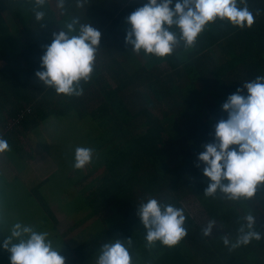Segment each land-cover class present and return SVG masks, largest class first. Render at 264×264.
Instances as JSON below:
<instances>
[{
  "label": "trees",
  "instance_id": "trees-1",
  "mask_svg": "<svg viewBox=\"0 0 264 264\" xmlns=\"http://www.w3.org/2000/svg\"><path fill=\"white\" fill-rule=\"evenodd\" d=\"M146 3L87 0L79 8L76 0H65L61 10L56 0H48L40 9L44 21L38 22L34 0H0V138L10 146L5 157L17 166L15 178L28 188L54 232L59 223L49 189L62 186L53 183L54 176L66 169L68 181L77 176L70 196L68 189L57 202L73 219L87 213L76 223L79 228L89 221L97 226L93 233L87 228L66 241L60 252L65 264L85 262L116 239H131L129 251L142 250L148 264H264V187L252 200L230 201L220 193L207 197L210 181L198 161L203 145L214 140L215 125L227 118L223 103L244 82L264 76V16L244 29L218 19L205 27L194 46L181 45L159 58L137 55L125 43L126 18ZM247 6L264 14V0H247ZM74 17L90 23L101 40L91 79L81 82L82 95L63 96L39 82L35 73L42 70L41 58L53 33ZM68 125L79 129L77 138L65 130ZM30 133L48 166L43 169L46 176L28 183L23 180L29 169L26 160L34 154L31 147L24 149L20 137ZM76 143L94 149L96 166L73 172ZM54 148L58 165L50 161L53 157L55 162ZM148 198L184 209L188 235L178 245L144 246L146 230L137 208ZM191 198L199 206L196 214L187 208ZM71 201L77 204L74 212L68 207ZM248 214L256 216L254 228L262 239L230 251L223 238L235 242ZM211 219L216 225L205 237L203 229ZM82 234L90 235L89 242L72 247L78 238L87 240ZM61 236L66 239L67 232ZM147 262L135 258V264Z\"/></svg>",
  "mask_w": 264,
  "mask_h": 264
},
{
  "label": "clouds",
  "instance_id": "clouds-1",
  "mask_svg": "<svg viewBox=\"0 0 264 264\" xmlns=\"http://www.w3.org/2000/svg\"><path fill=\"white\" fill-rule=\"evenodd\" d=\"M86 2L76 0V5L83 8ZM47 3L48 0H34L32 11L36 21H44L45 13L40 9ZM56 3L64 9L65 0ZM172 4L173 0H147L126 18L129 30L125 43L131 45L132 52L164 58L181 45L194 46L205 27L218 19L239 29L251 28L255 23L247 0H177L174 8ZM100 40L101 33L90 23L82 24L79 18H72L64 29L53 33L41 58L42 70L35 73L37 80L58 95H82L81 82L91 79ZM222 110L227 118L215 125L213 142L203 145L204 151L198 156L204 165L203 175L210 181L204 195L215 197L220 193L230 201L252 200L258 189L264 187V76L244 82L223 103ZM7 151L8 142L0 138V153ZM93 156V148L76 147L74 169H84L92 163ZM137 215L146 230L149 247L159 242L172 248L188 235L183 208L148 198L137 208ZM244 220L235 242L227 236L223 238L230 251L262 239L254 228L256 216L248 214ZM215 225L216 221L211 219L203 236H211ZM131 244V239L104 243L96 264H132ZM2 247L10 253V264H65L61 249L54 247L48 232L21 222L11 226Z\"/></svg>",
  "mask_w": 264,
  "mask_h": 264
},
{
  "label": "rangeland",
  "instance_id": "rangeland-1",
  "mask_svg": "<svg viewBox=\"0 0 264 264\" xmlns=\"http://www.w3.org/2000/svg\"><path fill=\"white\" fill-rule=\"evenodd\" d=\"M112 84V83H111ZM113 85V84H112ZM97 124V123H96ZM69 126V125H68ZM71 127L66 128L65 130H69L76 138L79 134V129H73L70 130ZM101 130V128H99ZM42 129H40L41 131ZM0 134L3 135L4 131L0 128ZM45 136H48V134H45ZM49 137V136H48ZM74 139H69V143H73ZM20 142L24 149L30 150V147L33 149L32 153L34 154L33 159L26 160V163L28 166V172L23 175V180L25 178V181L30 183L32 181H36L38 178L46 176L43 174V169L47 168V162L46 158H44L45 154L40 150V146H38V139L35 136L34 133H30L24 136L20 137ZM62 144V142H61ZM70 145V144H69ZM79 143H76V147H78ZM66 145H61L63 147ZM73 146V145H72ZM53 154L55 156V162L54 158L50 157L51 164L58 165L60 164V159H56V148L52 149ZM94 160V156H93ZM92 160L91 165L92 168L96 166L94 164V161ZM90 165V164H89ZM87 167V166H86ZM84 168V170L86 169ZM5 178L4 179V172ZM81 170L73 169V172H79ZM101 171H98L101 173ZM68 170H62L59 173V176H54L53 183H62V186L56 187L53 186V188L49 189V191H53L52 197L50 198V207L52 212L54 213L57 222L59 223V227L56 228L55 232L53 230V223L48 218V216L43 212V210L40 208L37 202H35L29 193V190L24 184L15 178V176L19 173L17 166H15L12 162H9L7 158L5 157V152L0 153V217H2L4 223L0 224V264H10V253L5 251L2 247L3 240L6 236L10 235V229L11 226L16 222H21L25 225H31L33 226L37 231H46L49 233V238L53 241L54 247L57 249L63 250L65 248L66 241L69 238L77 237L81 234L82 231H84L87 228L92 227L90 230L91 233L96 231V226H93V221L86 222L80 228L76 225V223L79 221V219L87 213H82L78 218L73 219L72 217H68L65 210L59 205L57 202L58 199H61L62 193L68 191V196H70V193L73 189V179H77V176L73 175V179H70L69 181L65 179V176L67 174ZM46 173V172H45ZM46 174H49L46 173ZM62 175V177H61ZM98 173L96 172L94 176H92L90 179L93 180L95 177H97ZM38 177V178H36ZM22 180V179H21ZM54 183V184H55ZM86 183L82 184L78 189H82ZM62 188V191H61ZM77 189V191H78ZM61 193V194H60ZM68 198V197H66ZM63 198V199H66ZM72 198V197H69ZM68 201H66L67 203ZM69 208L75 210L77 208V204H74L73 201L69 202ZM188 209L191 213L196 214L199 211V206L197 202L194 199H190L189 203L187 205ZM69 229L73 231H69ZM69 231V232H68ZM89 231V232H90ZM63 232H67L66 239L61 238V234ZM81 236L85 237L84 242L81 241L80 238H78L77 241H74V245L72 247L76 248L81 243H87L89 242L90 235L89 234H82ZM65 240V241H63ZM145 247L149 249V246L147 245V242L144 244ZM100 251L96 254H92L91 258H87L85 262H80L79 264H96L97 257L99 255ZM131 257H132V264H135V258L137 260L143 259L144 262H147L146 257L143 254V251L137 248V250H131L130 251ZM148 264V262H147Z\"/></svg>",
  "mask_w": 264,
  "mask_h": 264
},
{
  "label": "crops",
  "instance_id": "crops-1",
  "mask_svg": "<svg viewBox=\"0 0 264 264\" xmlns=\"http://www.w3.org/2000/svg\"><path fill=\"white\" fill-rule=\"evenodd\" d=\"M250 11L253 12V14H254V18L256 17V19H260V17L264 16L263 13H262V14H259L257 10H250ZM257 13H258V14H257ZM255 21H257V20H255ZM3 172H4V175H3V176H4V179H6V178H5V174L8 173V172H5V171H3ZM6 176H8V175L6 174Z\"/></svg>",
  "mask_w": 264,
  "mask_h": 264
}]
</instances>
